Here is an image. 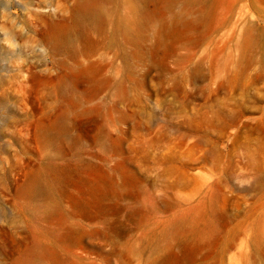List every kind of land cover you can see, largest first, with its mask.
<instances>
[{"label": "rangeland", "instance_id": "rangeland-1", "mask_svg": "<svg viewBox=\"0 0 264 264\" xmlns=\"http://www.w3.org/2000/svg\"><path fill=\"white\" fill-rule=\"evenodd\" d=\"M0 264H264V0H0Z\"/></svg>", "mask_w": 264, "mask_h": 264}, {"label": "bare ground", "instance_id": "bare-ground-1", "mask_svg": "<svg viewBox=\"0 0 264 264\" xmlns=\"http://www.w3.org/2000/svg\"><path fill=\"white\" fill-rule=\"evenodd\" d=\"M80 8L84 9V5L82 3L77 2L75 10L78 11ZM59 11L61 10L60 9L56 10V12ZM49 24H51V29H52L50 33V39L52 40V42L57 43L58 41H61L65 29L63 24H67L62 15V11L58 13L56 19L50 20Z\"/></svg>", "mask_w": 264, "mask_h": 264}]
</instances>
